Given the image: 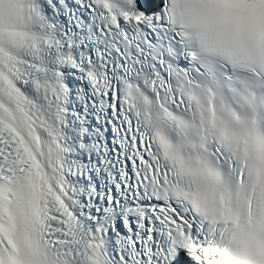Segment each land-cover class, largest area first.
Masks as SVG:
<instances>
[{
  "label": "bare ground",
  "instance_id": "obj_1",
  "mask_svg": "<svg viewBox=\"0 0 264 264\" xmlns=\"http://www.w3.org/2000/svg\"><path fill=\"white\" fill-rule=\"evenodd\" d=\"M145 26H146V24H145ZM164 37L167 38V39H169L172 43H175V42H174V39L171 38L170 36H164ZM162 38H163V37H162ZM165 38H164V39H165ZM165 41H166L168 44H170L169 41H167V40H165ZM78 160H79V161H82L80 158H78ZM87 181H92V180H89V179H88ZM160 264H161V263H160Z\"/></svg>",
  "mask_w": 264,
  "mask_h": 264
}]
</instances>
